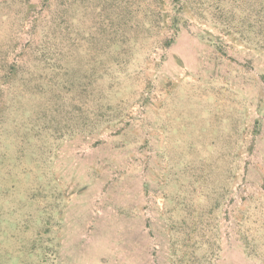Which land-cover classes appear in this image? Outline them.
<instances>
[{
  "label": "rangeland",
  "instance_id": "374dc122",
  "mask_svg": "<svg viewBox=\"0 0 264 264\" xmlns=\"http://www.w3.org/2000/svg\"><path fill=\"white\" fill-rule=\"evenodd\" d=\"M181 4L0 0V264H264V0Z\"/></svg>",
  "mask_w": 264,
  "mask_h": 264
},
{
  "label": "trees",
  "instance_id": "16d2710c",
  "mask_svg": "<svg viewBox=\"0 0 264 264\" xmlns=\"http://www.w3.org/2000/svg\"><path fill=\"white\" fill-rule=\"evenodd\" d=\"M161 6H165L166 4H173L174 6H178V10L176 14L178 15H170L169 21L173 24V27L181 28L187 26V19L185 18L184 13L183 16L180 15L183 12H187V9L181 4V0H156ZM182 5V6H181ZM169 22V23H170Z\"/></svg>",
  "mask_w": 264,
  "mask_h": 264
}]
</instances>
